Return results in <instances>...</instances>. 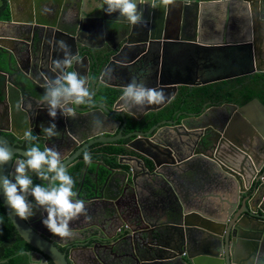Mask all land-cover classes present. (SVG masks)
I'll return each mask as SVG.
<instances>
[{
	"label": "water",
	"instance_id": "water-1",
	"mask_svg": "<svg viewBox=\"0 0 264 264\" xmlns=\"http://www.w3.org/2000/svg\"><path fill=\"white\" fill-rule=\"evenodd\" d=\"M39 1L34 0L35 4ZM261 1L224 3L245 2L248 12L253 14L254 6ZM20 3L21 0H8L10 20L0 24L17 28L9 36L12 42L29 43L32 39L34 48L26 52L25 61L16 51L7 54L9 72L0 79V123L11 128L17 140H23L24 132L31 128L39 137L36 143L40 147L66 152L62 163L75 181L74 190L85 201L86 208V215L70 222L72 236L62 239L53 236L42 224L45 212L39 210L30 219L21 220L12 213L0 191V202L16 232L43 257V264H78V261L82 264H264V159L261 157L264 147L260 134L242 113L252 102L263 109L264 105L254 99L241 107L214 104L212 110L207 106L213 104L206 103L198 113L176 111L172 119L161 120L145 130L153 121L148 117H157L178 96L180 80L176 70L169 71L163 62L158 66V56L146 58L143 47L147 35L142 34L147 33V28L153 33L155 22L149 23L148 15L155 9L140 5L147 15L141 24H126L123 35L117 31L120 25L106 28V34H113L114 45L104 42L105 46L97 48V54L91 58H80L87 51L79 48L74 54L79 62L68 70L87 77L89 88L96 89L95 106L72 105L75 117L63 116L58 111L52 119L46 104L41 103L44 78L50 79L49 73L57 75L50 65V69L44 66L48 59L43 46L48 36L42 34L40 24L32 17L17 19L14 6ZM208 5L204 0L185 2L183 18H198L210 12ZM161 30L156 38L150 37L157 44L169 45L172 44L169 41H174L188 44L187 48L193 46L186 49L188 55L192 53L187 59V65H191L187 67L188 85H197L192 69L196 66V74L201 71L197 64L201 57L205 59L225 51L224 37L216 44L198 46L196 34L185 38L179 36L178 30L174 37L161 38ZM118 35L121 40L115 37ZM1 38L4 37H0L2 44L5 39ZM247 42H250L252 68L243 75L263 73V33L255 37L252 34ZM209 45L219 47L208 50L205 46ZM3 53L0 49V54ZM1 60L0 57V65ZM18 77L21 81L14 85ZM132 81L163 90L166 102L133 109L134 115L123 111L119 98L122 88ZM214 82L204 80L200 85ZM97 120L102 125H97ZM53 123L58 135L46 138L42 127ZM135 125L138 130L125 133L136 128ZM83 141L86 143L81 145ZM0 143L13 153L11 161L0 166V176L12 179L16 161L25 158L26 150L11 144L1 133ZM78 143L81 147L76 150ZM101 144L121 150L119 155L108 154V159H118L121 165L118 170L112 164L84 162L83 154L86 151L91 154L90 149ZM90 165L95 166V175L100 166L108 173L89 187L91 198L81 197ZM89 202L91 207H87Z\"/></svg>",
	"mask_w": 264,
	"mask_h": 264
},
{
	"label": "flooded vegetation",
	"instance_id": "flooded-vegetation-1",
	"mask_svg": "<svg viewBox=\"0 0 264 264\" xmlns=\"http://www.w3.org/2000/svg\"><path fill=\"white\" fill-rule=\"evenodd\" d=\"M0 1H2V5L0 6V13H1L4 10L3 6L6 1H7L6 4L8 5V0H0ZM27 1L29 0H21L20 4L14 6V11L17 19H25L32 17V20L40 24L38 27L42 28V34L44 33L47 34L48 40L46 41V44L43 47H44L45 57L48 59L46 61L47 64H45L44 66L48 68L49 65L50 68L52 67V62L54 60L63 58V53L57 47L56 41L64 40L68 44L73 55L77 52V49L79 48L81 50L87 51L84 52L82 55H81L82 51H80V53L78 54L81 55L80 58H84L85 56L91 58L92 56H95L97 54L96 53L97 48H101L105 46L104 42L107 41L109 44L114 45V41H113L114 37H112L113 34L110 35L106 34L105 33L106 28H109V26L112 24L120 25L117 27V31L121 32V35H123V33L126 31L125 29L126 24H128L126 22L117 21V17L119 15L118 13L107 15L103 10H96L95 0H41L37 4H35L34 0H32L33 3L31 4H29V2ZM190 1L192 0H174V3L172 5H169L167 8L164 7L156 8L154 13L152 11V13L148 15L149 23L154 21L155 26L153 28L154 29L153 33L151 28L150 29L147 28V33L142 34V35L145 34L147 35V41L144 43V47H143L148 54V55L146 54V58L151 56L154 57L158 56L160 58V60L158 61L159 67L161 65V62H163L166 66L171 65L172 67L179 66V64L181 65L182 58H180V56L183 54L188 55V51H186V49H190L193 46L187 48L189 46L188 44H184V43L175 44L174 41H169L172 42V44L169 45L157 44L156 41L150 39L151 36L156 38V34L159 29H162L160 31L161 38L174 37L176 35V32L179 30V36L185 38L196 37L195 36L196 34L200 43V44L196 43V45L198 46H202L201 44L208 42H210L208 44H216L217 42H219L220 37L226 38L224 39V43H223L225 44L224 46L225 51H222V53H220L219 55L223 63H225L227 66L228 64L232 63L231 60H233L235 53V56H238L237 59L238 64L242 65V67L240 68H243L245 73L248 70L250 71L252 68V60L250 57V47L248 45L250 42L248 43L247 41L250 39L252 34H254V37L258 35V33H263L264 35V0L261 1L260 5L256 7L254 6L253 14L248 12L247 7H245L244 3L246 1L242 3L233 2L232 4L230 3L225 4L224 2L230 0H204L206 1V3H210V5H208V8H211L210 12L206 11L198 18H188V17L183 18L182 8L185 2H190ZM43 6H47L51 8L52 13L50 15L41 14V9ZM163 9L165 10L164 12ZM146 16L147 15L144 12L143 18H145ZM13 28L16 32L17 28L15 27ZM121 35L115 37L121 40ZM33 42L34 41L31 39L29 43H24V42H13V43L17 48L20 49V51L21 49H25L26 52H30L31 49L34 48ZM124 43H126V39L124 40ZM22 44H26V45L28 44L29 46L27 45V47H25ZM1 45H2V47L0 48L1 51L5 52L3 51V49L5 50L6 48L4 46V43ZM258 46H259V40H257V47ZM205 47H207L206 49L208 50H213L210 47H219V46L209 45ZM179 48H183V49H179ZM9 51L10 50L8 49V52L6 54H9ZM193 51H195V49ZM228 52H230V55L227 54ZM263 53H264V42H263ZM263 56L264 55H262L263 64L262 66L260 64V66L264 68ZM98 58L100 59V57ZM202 61L205 60L202 58ZM210 61L211 59L207 58V66L209 63L212 64V61L211 62ZM186 63L188 62L184 60V64ZM201 65L203 66V62L201 63ZM230 65L229 67H231ZM188 66L191 65H187V67ZM81 68L82 70L84 69L83 66ZM20 81L21 78L18 77L16 81L13 82V84L18 85ZM90 90L92 89L90 88ZM94 92H96V89ZM173 102H171L164 109V111L167 110L169 106L173 104ZM213 106L214 104L207 106V109ZM22 109H25L24 104H22ZM1 110L2 109H0V112ZM180 112H185V111H180ZM159 115H161V113ZM181 118L183 119L185 117L182 116ZM163 120H168V119H163ZM248 120L251 124H253L257 133L260 134L259 138H261L262 146L264 147L263 133L255 127V124L252 123L250 119ZM135 126L136 128L133 127L131 131H135L139 129L137 125ZM0 127H1L0 130L3 128L0 131V133L3 136H5L11 144L13 145L16 144V147L20 146L24 150H27V148L30 147V145L25 139L17 140L16 137L11 133V128H8L5 126V124H1V123H0ZM149 128L150 127L146 128L145 130H148ZM84 143L86 142L83 141L81 145H83ZM81 145L79 144V146L76 147V150L78 149V147H81ZM109 148L110 147H107L106 145H102V144L93 146L90 149L91 150L90 155L92 157V160L101 163L104 166L112 164L113 167L116 170H118L121 167V165H119L118 163V159L117 158L113 159V157H111L112 159H108L107 149ZM41 150H43L42 147ZM261 153H262L261 157L264 159V148L262 149ZM60 154L62 161H64L66 159L65 158L66 155L64 156L63 152ZM15 158L18 159V156H15ZM94 170H95V166L90 165L89 172L85 176L84 188L81 193V197L86 196L88 198H91L93 195L90 193L89 187L93 186L94 181H101L104 178V176L107 175L108 173L103 166L99 167L97 175L93 173ZM32 179L34 184H39L36 181L38 178L35 175H32ZM89 203L87 204V207L92 206V204ZM60 249L63 251L67 250L66 247H60ZM30 255L32 257L34 255H37L41 260L43 258L38 252H32ZM30 257H29V264L32 263L30 262L31 261ZM117 264L119 263L117 262Z\"/></svg>",
	"mask_w": 264,
	"mask_h": 264
},
{
	"label": "clouds",
	"instance_id": "clouds-1",
	"mask_svg": "<svg viewBox=\"0 0 264 264\" xmlns=\"http://www.w3.org/2000/svg\"><path fill=\"white\" fill-rule=\"evenodd\" d=\"M173 3L174 0H95V9L103 10L107 15L118 13L117 21L136 26L143 22L140 5L156 9L167 8ZM51 13V8L42 7L41 14ZM56 45L62 51L63 58L52 62L51 70L57 73L56 77L44 78L41 103L46 104L48 116L52 119H55L58 111L63 116L75 117V108L72 105L95 106V92L90 90L87 77L68 70L74 63L79 62V58L72 54L68 44L64 40H59L56 41ZM119 99L122 101V110L134 115L133 109L164 104L167 97L163 90L148 88L132 81L122 88ZM96 123L102 125L103 122L97 120ZM42 131L46 138L58 135L54 123L42 127ZM24 139L30 145L24 152L25 158L16 161L12 179L0 176V191L16 217L28 220L36 211L42 210L46 213L42 224L47 230L53 236L70 238L73 233L69 224L81 215H86L85 201L78 198L79 193L74 190L75 181L63 165L61 154L55 148L47 146L41 150L40 145L36 143L39 137L33 135L31 128L24 132ZM12 155L11 149L6 144L0 143V166L11 161ZM83 159L86 164L92 161L87 151L83 154ZM32 175L46 183L34 184Z\"/></svg>",
	"mask_w": 264,
	"mask_h": 264
},
{
	"label": "trees",
	"instance_id": "trees-1",
	"mask_svg": "<svg viewBox=\"0 0 264 264\" xmlns=\"http://www.w3.org/2000/svg\"><path fill=\"white\" fill-rule=\"evenodd\" d=\"M7 2V1H6ZM4 4V10L0 13V20L9 21L10 13L8 5ZM257 99L264 105V73H255L250 76L215 83L195 89L191 93L180 97L169 106L161 115H150L153 119L148 127L163 119H172L176 111L198 113L204 104H234L244 106L248 102ZM108 154H121V150L110 147ZM35 250L25 243L16 232L0 202V264H29V253ZM23 253V254H22Z\"/></svg>",
	"mask_w": 264,
	"mask_h": 264
},
{
	"label": "crops",
	"instance_id": "crops-1",
	"mask_svg": "<svg viewBox=\"0 0 264 264\" xmlns=\"http://www.w3.org/2000/svg\"><path fill=\"white\" fill-rule=\"evenodd\" d=\"M14 34H15V30H14L12 25L0 24V37H4L1 39H5V40H3V43H4V46L6 47L5 50L3 49V51H5V52L3 54H0V57L2 58L1 65H0V78H3L2 75L8 74V72H9L8 71V65H7L8 64L7 63L8 55L6 54L8 52V49L10 51H12V50L14 52L16 51V53H18L17 56L22 61L23 60L25 61V59H26V50L21 49V52H19L20 49L15 46V44L11 41L13 39L11 37H9V36H12ZM208 43H210V42H208ZM191 55H192V53H190L189 55H187V54H183L181 56L179 55L180 58H182V62H181L182 64L181 65L179 64V66L172 67L171 65H169V66L167 65V68L169 69V71L170 70H176V72H179V76L177 77V79L180 80L179 84H177V86L179 88V94L174 99L175 101L180 97V95H185V93L189 94L192 91H194L195 89L206 86V85H200V83L204 80L205 81L215 80L214 83H210V84H215V83L227 82V81L236 80L239 78L246 77V75H243L245 72H244L243 68H240V67H242V65L238 64V60H237L238 56H235V53H234L233 60H231L232 61V63H230L231 65L228 64V66H227L225 63H223L222 59H219V55H220V52H219L216 55H213V57H208L212 61V64L209 63L208 66H207V58H205L206 60L203 58L205 61H202V58H200L199 61H197L198 66L201 68V71H198V73L196 74L195 67H194V69H192V76H193V78L196 79L197 85H188L187 81L189 78L188 74H189L190 70H187V63L184 64V60L187 61V59ZM237 55H238V53H237ZM202 62H203V66L201 65ZM229 65L231 67H229ZM204 66H207V67H204ZM2 73H4V74H2ZM173 75H175L174 72H173ZM49 76H50V78H55V76L53 74L50 75V73H49ZM210 84H207V85H210ZM213 107H215V105ZM213 107H209V108H211L212 110H215V108H213ZM242 113L244 114V116L246 118L250 119L252 121V123L255 124V127L257 129H259L264 135V109L258 103L252 102L251 104H249L247 107H245L242 110ZM131 130L128 129L127 132H130ZM63 155L65 156L66 152L63 153ZM30 254H28L29 257L31 256ZM30 258H31L30 262H34L36 264H43L42 260L37 255H34L33 257L31 256ZM78 264H82V263L78 261Z\"/></svg>",
	"mask_w": 264,
	"mask_h": 264
}]
</instances>
